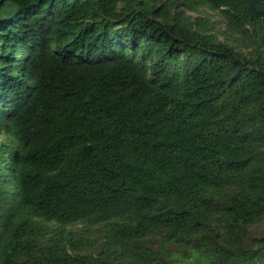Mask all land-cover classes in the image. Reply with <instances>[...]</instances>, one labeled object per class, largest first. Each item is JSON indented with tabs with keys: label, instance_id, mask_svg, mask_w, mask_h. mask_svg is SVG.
<instances>
[{
	"label": "trees",
	"instance_id": "obj_1",
	"mask_svg": "<svg viewBox=\"0 0 264 264\" xmlns=\"http://www.w3.org/2000/svg\"><path fill=\"white\" fill-rule=\"evenodd\" d=\"M0 264H264V0H0Z\"/></svg>",
	"mask_w": 264,
	"mask_h": 264
}]
</instances>
